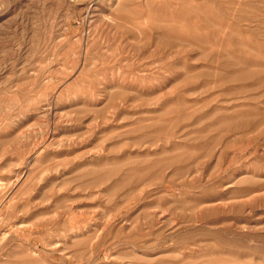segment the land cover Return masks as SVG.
Here are the masks:
<instances>
[{
    "label": "rangeland",
    "instance_id": "1",
    "mask_svg": "<svg viewBox=\"0 0 264 264\" xmlns=\"http://www.w3.org/2000/svg\"><path fill=\"white\" fill-rule=\"evenodd\" d=\"M0 264H264V0H0Z\"/></svg>",
    "mask_w": 264,
    "mask_h": 264
}]
</instances>
